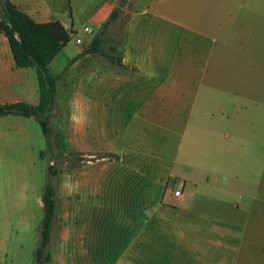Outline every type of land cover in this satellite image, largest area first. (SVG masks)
Returning <instances> with one entry per match:
<instances>
[{
	"label": "crops",
	"instance_id": "obj_1",
	"mask_svg": "<svg viewBox=\"0 0 264 264\" xmlns=\"http://www.w3.org/2000/svg\"><path fill=\"white\" fill-rule=\"evenodd\" d=\"M11 1L37 22L60 20L84 43L49 64L62 73L50 114L65 144L54 132L48 155L65 163L54 178L48 264H264V233L237 217L264 200L247 184L245 192L222 183L225 157L238 155H214L228 150V127L264 142V0H128L109 28L127 17L116 43L124 68L84 53L120 0H89L82 34L75 17L88 0ZM20 81L35 96L27 103L38 104L34 78L0 32V88ZM201 155L213 161L191 166ZM180 173L186 178L171 184ZM238 173L232 178L245 182ZM256 184L264 191V166Z\"/></svg>",
	"mask_w": 264,
	"mask_h": 264
},
{
	"label": "rangeland",
	"instance_id": "obj_2",
	"mask_svg": "<svg viewBox=\"0 0 264 264\" xmlns=\"http://www.w3.org/2000/svg\"><path fill=\"white\" fill-rule=\"evenodd\" d=\"M81 5L80 12L83 13L79 17L83 18L87 11L91 10L92 5L90 6L89 0L87 5L85 1H81ZM235 11L237 14L240 12L239 9ZM126 18L122 17L108 30L106 33L108 38L106 47L119 41ZM84 20V18L81 20L75 17L74 28L79 30L81 34ZM78 37L81 36H76V32L73 31L72 40L68 44L69 47L66 48V55L73 56L80 48H84V43L78 44L76 42ZM27 68L32 78H34V87H29V90L35 91L38 99L39 83L36 68ZM14 88V91L5 89L6 92L0 88V104L7 103L10 100H14V98H19L24 102L35 100V96H28V88L21 81L16 82ZM238 103L239 105L244 104V98L238 97ZM58 117L52 115L50 125L53 133L55 132L57 135L59 133L58 140L63 144L64 128L62 127V121ZM242 119H244L243 114L239 116V121ZM254 120L261 121V118L254 117ZM226 130L234 135L229 141L223 140L222 137L223 146L228 147V150L218 153L219 148L214 155L238 156L236 162L232 161V158L225 157L226 162L220 169L225 174L222 183L225 185L230 184L234 187L239 184V189L242 188L245 192L249 190L247 188L249 186L253 194L264 200V191L262 187L256 184L258 180L262 181L264 142L257 141L258 137L254 139L253 133H250L252 141H245V135L240 134L241 131H244L242 127H239L236 133V130H233L232 127H228ZM255 130L260 132L258 128ZM51 158L57 160L55 156L50 157L48 155L47 138L35 117L18 114L0 116V264H38L36 250L39 245L40 228L44 217L43 206L40 205L38 197L49 179L48 172ZM211 161L213 160H210L206 155H201V157L191 161V166L193 163H199L198 167H205ZM64 163L63 158L55 161L54 165L60 167ZM69 163L73 164L72 161H69ZM211 168H214V166H211ZM216 168L218 169L217 165ZM235 170L242 174L240 179L245 177L244 180L247 183L243 180L236 182L232 178ZM183 174L185 173H180L172 178L170 183L179 186L180 182L186 178V174ZM213 182H216V180ZM219 183L221 182L219 181ZM207 194L212 197H221L218 192H209ZM221 198L230 199L229 196ZM231 198L234 199L235 197ZM250 210L248 214L246 212H238V219L243 220V222L245 220L246 222L248 221L247 227L249 229L254 226L258 230L257 232L264 233V203L256 202ZM258 219H260L259 222L257 221Z\"/></svg>",
	"mask_w": 264,
	"mask_h": 264
},
{
	"label": "trees",
	"instance_id": "obj_3",
	"mask_svg": "<svg viewBox=\"0 0 264 264\" xmlns=\"http://www.w3.org/2000/svg\"><path fill=\"white\" fill-rule=\"evenodd\" d=\"M127 3L128 0H120L119 5L112 11L84 53H98L118 67L124 68L122 55L116 44H110L106 47L108 41L106 33L110 26L121 16L122 6ZM0 32L7 38L15 65L19 68L35 67L39 83L38 104L33 105L24 101L3 103L0 104V116L18 114L35 117L43 129L48 142V150L51 152L53 149V131L50 125V112L56 102L57 83L62 73H52L49 64L72 40L73 31L67 29L60 20L37 22L11 0H0ZM75 59L76 57L71 63ZM55 158L56 161L63 159L62 156L56 155ZM79 158L84 159L83 157ZM96 158L116 159L118 156L99 154ZM54 164L49 166V179L41 196L44 217L40 228L39 245L36 250L38 264H48L51 260L49 244L56 215L54 178L59 171Z\"/></svg>",
	"mask_w": 264,
	"mask_h": 264
},
{
	"label": "built area",
	"instance_id": "obj_4",
	"mask_svg": "<svg viewBox=\"0 0 264 264\" xmlns=\"http://www.w3.org/2000/svg\"><path fill=\"white\" fill-rule=\"evenodd\" d=\"M84 30H85V32H88V33H91V32H92V29H91L90 27H88V26H85V27H84ZM76 42H77V43H82L83 40H82L80 37H78V38L76 39ZM182 188H183V185H181L180 188L176 189V190L174 191V194H175L176 196H180L181 193H182Z\"/></svg>",
	"mask_w": 264,
	"mask_h": 264
}]
</instances>
